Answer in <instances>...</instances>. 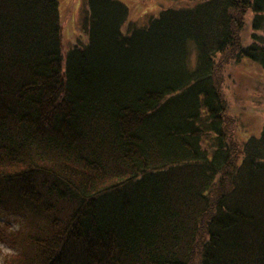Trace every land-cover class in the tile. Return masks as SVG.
<instances>
[{"label": "trees", "instance_id": "obj_1", "mask_svg": "<svg viewBox=\"0 0 264 264\" xmlns=\"http://www.w3.org/2000/svg\"><path fill=\"white\" fill-rule=\"evenodd\" d=\"M194 1L123 31L87 0L64 57L59 0H0V201L30 224L7 264H264V123L236 139L220 75L264 70V0Z\"/></svg>", "mask_w": 264, "mask_h": 264}, {"label": "rangeland", "instance_id": "obj_2", "mask_svg": "<svg viewBox=\"0 0 264 264\" xmlns=\"http://www.w3.org/2000/svg\"><path fill=\"white\" fill-rule=\"evenodd\" d=\"M87 0H59V14L62 27L61 49L64 57L69 49L85 44L88 34L83 29ZM128 9V16L122 26H142L157 16L163 9L193 6L194 0H118ZM252 13L248 12L246 26L241 33L245 43L252 33ZM261 65L249 58L238 63H225L221 67L222 91L231 107V114L238 116V126L234 129L236 139L245 140L248 135H259L264 123V70ZM240 128V129H239ZM240 131V132H239ZM26 217L9 211L0 201V229H4L19 239L21 231H27ZM19 231V232H18ZM15 240V239H14ZM22 250V244L13 246L0 238V264H7L11 255Z\"/></svg>", "mask_w": 264, "mask_h": 264}]
</instances>
